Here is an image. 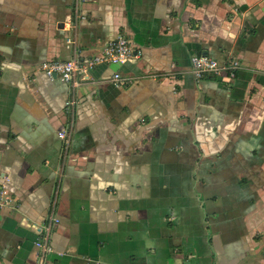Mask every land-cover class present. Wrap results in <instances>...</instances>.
I'll return each instance as SVG.
<instances>
[{
  "label": "crops",
  "instance_id": "0c3cea01",
  "mask_svg": "<svg viewBox=\"0 0 264 264\" xmlns=\"http://www.w3.org/2000/svg\"><path fill=\"white\" fill-rule=\"evenodd\" d=\"M74 4L0 0V264H39L50 216L43 264H264V0ZM120 33L139 57L73 90L38 69Z\"/></svg>",
  "mask_w": 264,
  "mask_h": 264
},
{
  "label": "built area",
  "instance_id": "2783aa9c",
  "mask_svg": "<svg viewBox=\"0 0 264 264\" xmlns=\"http://www.w3.org/2000/svg\"><path fill=\"white\" fill-rule=\"evenodd\" d=\"M86 0H75L74 8L78 10L79 4ZM80 16L79 12L75 14V18ZM70 44V39L66 40ZM140 50L133 48L129 37L126 34L120 33L115 38L105 42L100 51L90 57H74L67 60H48L41 63L38 69L45 74L49 79H58L68 85L71 90L83 84L89 79L92 70L100 65H121L139 57ZM239 64L236 60L218 63L214 58L202 54H192L190 56V71L189 73L194 79L199 80L206 74H223L226 79L234 78ZM111 81L114 85H127L128 80L123 78L121 74L116 71L113 73ZM73 94L65 102V108L68 113L71 112L75 104ZM59 137L68 140L67 132L65 130L59 133ZM9 178L0 176V206H11L14 203L9 189L6 187ZM48 221L42 228L41 236L34 242L37 248V261L43 264L48 252L52 251L50 245V232L52 228L58 223L57 217L50 216Z\"/></svg>",
  "mask_w": 264,
  "mask_h": 264
},
{
  "label": "water",
  "instance_id": "95a60500",
  "mask_svg": "<svg viewBox=\"0 0 264 264\" xmlns=\"http://www.w3.org/2000/svg\"><path fill=\"white\" fill-rule=\"evenodd\" d=\"M203 55H205V54H203Z\"/></svg>",
  "mask_w": 264,
  "mask_h": 264
}]
</instances>
